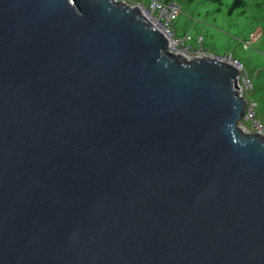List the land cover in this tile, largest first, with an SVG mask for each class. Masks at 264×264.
Wrapping results in <instances>:
<instances>
[{
  "label": "water",
  "instance_id": "1",
  "mask_svg": "<svg viewBox=\"0 0 264 264\" xmlns=\"http://www.w3.org/2000/svg\"><path fill=\"white\" fill-rule=\"evenodd\" d=\"M115 0H0V264H264V137L230 61Z\"/></svg>",
  "mask_w": 264,
  "mask_h": 264
},
{
  "label": "rangeland",
  "instance_id": "2",
  "mask_svg": "<svg viewBox=\"0 0 264 264\" xmlns=\"http://www.w3.org/2000/svg\"><path fill=\"white\" fill-rule=\"evenodd\" d=\"M177 1L182 13L175 28L178 36L191 37L190 52L215 59L233 57L244 65L242 75L252 78L247 97L257 104L254 118L244 116L239 127L258 134L259 125L264 128V0Z\"/></svg>",
  "mask_w": 264,
  "mask_h": 264
},
{
  "label": "built area",
  "instance_id": "3",
  "mask_svg": "<svg viewBox=\"0 0 264 264\" xmlns=\"http://www.w3.org/2000/svg\"><path fill=\"white\" fill-rule=\"evenodd\" d=\"M124 3L130 7H137L140 9L143 16L153 25L157 30L163 33L169 41L168 50L174 55L182 56L187 60H194L196 58L208 57L203 52L198 51L195 55L190 52L189 42L191 37L188 35L178 36L175 22L179 15L182 13V7L177 0H115ZM218 60H225L232 62L239 70L238 75V93L241 98L246 102L245 119L254 118L256 103L251 102V98L247 97V93L253 89V80L243 76L245 70L244 65L233 57L229 58H216ZM243 74V75H242ZM247 79V80H246ZM257 124H260L257 122ZM258 134L264 137V128L259 125L257 128Z\"/></svg>",
  "mask_w": 264,
  "mask_h": 264
},
{
  "label": "bare ground",
  "instance_id": "4",
  "mask_svg": "<svg viewBox=\"0 0 264 264\" xmlns=\"http://www.w3.org/2000/svg\"><path fill=\"white\" fill-rule=\"evenodd\" d=\"M240 129H241V128H240ZM241 131H242V132H244V133H247V131H246V130H244V129H241Z\"/></svg>",
  "mask_w": 264,
  "mask_h": 264
},
{
  "label": "trees",
  "instance_id": "5",
  "mask_svg": "<svg viewBox=\"0 0 264 264\" xmlns=\"http://www.w3.org/2000/svg\"><path fill=\"white\" fill-rule=\"evenodd\" d=\"M239 3L241 4V3H242V1H241V0H238L237 4H239Z\"/></svg>",
  "mask_w": 264,
  "mask_h": 264
}]
</instances>
